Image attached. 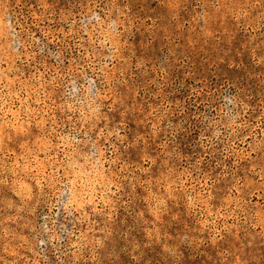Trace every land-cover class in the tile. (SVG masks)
I'll return each instance as SVG.
<instances>
[{
    "label": "rangeland",
    "instance_id": "rangeland-1",
    "mask_svg": "<svg viewBox=\"0 0 264 264\" xmlns=\"http://www.w3.org/2000/svg\"><path fill=\"white\" fill-rule=\"evenodd\" d=\"M0 264H264V0H0Z\"/></svg>",
    "mask_w": 264,
    "mask_h": 264
}]
</instances>
